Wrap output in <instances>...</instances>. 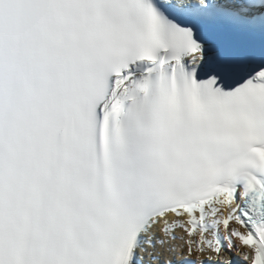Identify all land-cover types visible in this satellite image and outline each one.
Instances as JSON below:
<instances>
[{
	"label": "snow or ice",
	"instance_id": "snow-or-ice-1",
	"mask_svg": "<svg viewBox=\"0 0 264 264\" xmlns=\"http://www.w3.org/2000/svg\"><path fill=\"white\" fill-rule=\"evenodd\" d=\"M0 264H264V0H0Z\"/></svg>",
	"mask_w": 264,
	"mask_h": 264
}]
</instances>
